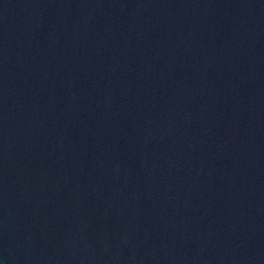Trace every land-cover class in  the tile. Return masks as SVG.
I'll return each mask as SVG.
<instances>
[{"label": "water", "instance_id": "water-1", "mask_svg": "<svg viewBox=\"0 0 264 264\" xmlns=\"http://www.w3.org/2000/svg\"><path fill=\"white\" fill-rule=\"evenodd\" d=\"M0 264H264V0H0Z\"/></svg>", "mask_w": 264, "mask_h": 264}]
</instances>
